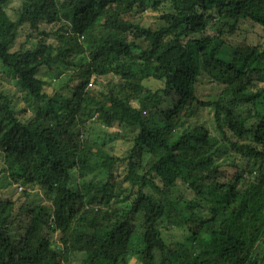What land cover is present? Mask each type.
I'll use <instances>...</instances> for the list:
<instances>
[{
  "label": "trees",
  "instance_id": "obj_1",
  "mask_svg": "<svg viewBox=\"0 0 264 264\" xmlns=\"http://www.w3.org/2000/svg\"><path fill=\"white\" fill-rule=\"evenodd\" d=\"M12 1L0 175L50 203L0 196V264H264V0Z\"/></svg>",
  "mask_w": 264,
  "mask_h": 264
},
{
  "label": "rangeland",
  "instance_id": "obj_2",
  "mask_svg": "<svg viewBox=\"0 0 264 264\" xmlns=\"http://www.w3.org/2000/svg\"><path fill=\"white\" fill-rule=\"evenodd\" d=\"M20 0H13L9 6L6 9V12L8 13L9 17L12 19H15V10L17 7H19ZM156 16V13L150 12L149 10L144 13V22L149 23L154 20V17ZM23 39L19 37L18 42L16 43L15 48L18 47ZM44 76L46 79L51 78L52 73L50 72H45ZM54 77L51 78V88H53L52 85H54ZM201 90L200 94L204 97H206L209 93H212L213 90L211 89V86H208V81L203 79L201 80ZM0 84L3 89L5 90H10L15 86L13 76L6 70L4 67L0 64ZM20 103L21 105L26 108L27 105L29 106L30 103L28 104L27 101L23 99V96L20 98ZM201 114V120L207 125L210 126V121L212 117V113L208 109H204L200 111ZM33 115V110L30 108L27 110L26 115L24 114L25 118L30 117ZM117 127H112L109 129L110 131H115L117 130ZM107 129L93 126L91 131H90V137L91 140L93 141H102L103 136L105 135ZM109 146V144H107ZM111 149L110 151L113 152L116 155H123L126 153L127 150V144L123 141H114L110 145ZM1 164V163H0ZM1 170V166H0ZM116 176V175H114ZM104 173H99L96 175L95 182L99 181H104ZM88 181L91 179L88 178ZM93 180V178H92ZM182 192H183V188ZM185 194L187 195L188 192L185 191ZM0 196L2 199H8L10 198L14 203L16 204H24V203H29V204H43L48 206L49 205V198L44 194V192L39 191V190H30L25 188L24 186H21L19 183L18 184H12L9 179L4 175H0ZM185 234V233H184ZM178 240L184 241V235L181 234L178 237ZM56 240V238H55ZM142 243L141 241H137V248L132 250V254L128 256L127 258V263L126 264H140L141 261V256L138 253V250L141 249Z\"/></svg>",
  "mask_w": 264,
  "mask_h": 264
}]
</instances>
